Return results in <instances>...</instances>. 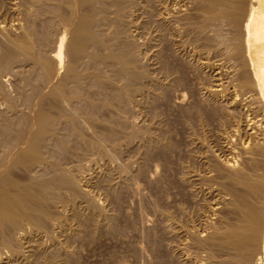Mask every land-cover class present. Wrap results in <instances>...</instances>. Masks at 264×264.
Returning a JSON list of instances; mask_svg holds the SVG:
<instances>
[{
	"label": "rangeland",
	"instance_id": "1",
	"mask_svg": "<svg viewBox=\"0 0 264 264\" xmlns=\"http://www.w3.org/2000/svg\"><path fill=\"white\" fill-rule=\"evenodd\" d=\"M13 1L17 4L20 3V5L17 6H20L22 9L27 7L26 3V7H24L23 1H21L22 3L20 0L19 2H16L18 0ZM13 1H0V21H2L0 24L2 25V23H4L7 25L8 28L6 33H10V30L14 32L11 31L12 34L8 33V36L18 37L22 35L23 29L22 31L19 28L15 30V23L12 24L15 19H11L14 17L16 18V15L20 17L21 14L11 9L14 6ZM147 1L135 0L127 4L124 8L125 12L121 10V14L123 11V13H127V15L122 14L124 17L122 15L119 16L122 19L120 20L119 18V21H121V23L119 22L120 24L117 21L118 19H116L118 17L114 12V6H107L108 8H106L107 10L105 12L107 14L105 15L111 18L108 19L107 24H110V22L112 23L110 27L106 24V26H104L105 28L103 27L104 29L101 30L105 35L111 36L110 34H112L113 29L114 31L118 29V27L115 26L119 24L120 28L117 31L120 32L118 33V38H120L121 41L117 38L116 42L117 44L119 42V44H115V47L121 46L120 48H122L126 42H134V47L137 49L135 51V48H133L134 52H137V55L139 54L136 56V58H139V62L136 60L138 64L135 62L137 65L136 69L139 70L141 68L139 71L146 73V75L142 76V78L139 77L140 80L139 78L135 79L136 81L134 80V83L131 82L133 86L131 85L130 99L125 103V101H120L117 98L116 91L121 86L127 84V78L123 74L119 75V73L114 71L116 66L113 67L114 65L105 64L106 68L104 65L102 66V73L108 85L110 87L111 85L113 86L110 88L106 85L107 83H104L103 86L105 88L100 86V90L97 85L90 87L89 92L95 95V98L93 96L92 99L95 104L98 102L96 104L97 106H89L88 104L85 106L83 105L84 103L80 104L78 101L72 105L74 107L73 109H76L79 111V114H81L79 123L81 122L82 124L78 123V128L83 131L82 133L86 137L94 138L95 132L104 130L111 123V126H115L116 128L114 129L118 130L117 136L119 137L116 140L118 143L116 141V143H113L114 141H112V143H109L111 141H106V145L104 144V147L106 146L105 148L99 147L98 145L97 148L95 147L96 142L93 143L94 146L93 144L85 142L84 137L76 135L72 130L70 131L69 129H71V127L65 122V125L63 121L60 122L63 123V125L60 123L58 125L60 135H62L67 142L66 144L69 152L63 153L64 151L58 150V153L56 151V156H58L60 160L62 159L61 161H64V164L67 163L66 167L72 170L76 178L80 180L79 182L82 187H84L93 198L95 197L99 203L101 202L100 205L103 206L102 208L105 214L100 215L97 212L96 215V211L91 206L92 210L88 208L89 205L87 206L85 197L82 199L83 196H74L67 190H64V201L57 203L53 202V204H51L52 209L61 214L60 217L64 218V220L62 218H59L60 221L55 219L53 221H55L56 224L51 221L49 225V229H52L50 231H54L53 233L58 237V240L61 241L60 246L62 247L54 245L45 234L37 235V237L35 236V240L46 247V253L57 254V260L54 262L55 264H214V262L216 264L217 260V264H219L222 260V256L223 258L227 256L226 251L222 253L221 250H215L214 253V249H218V247L207 248V246L204 245H202L203 248L202 246L200 247V245L194 243L189 233L186 232L185 234V231L179 233L181 230L180 227L184 225L183 228L190 227L191 229H196L198 225V230L201 228L200 230H203L201 232L203 234L206 232L205 229L211 231L210 229H212L214 225L218 228L223 227L226 222H232L233 219L237 218L236 213V216L232 213L235 218L234 216L231 217V214H228V211H233L232 208L231 210L229 209L230 206L228 205L230 204L231 196L226 194L227 189L223 187L227 188L226 186L227 184L229 185L230 179H226V176H223L225 174L224 169H221V167L220 169L223 171H220L219 167L218 170L216 169V163L219 160H223L221 162H225L226 160L232 162L236 161L237 166L239 164V168L245 171L247 170L252 174L264 170V156L247 154L243 149V146L247 144L246 140H249L245 136V134H247L245 132H250V129L254 130L255 128L257 130H254L255 134L261 131V136H263L264 127L260 128V126L264 125V107L261 98L256 94L258 92L257 89H255V83L253 84V77L250 72L251 68L249 67L246 56L244 57L246 61L242 59L243 57H240L244 55L242 54L243 50L241 53L242 55L235 56L232 54V51L228 52L231 49L227 51V48L230 46H226L229 42L230 44L233 42L243 46V34H241L243 31L242 26H237L232 20L231 23L229 19H225V23H228V26L232 24L231 27L228 28L226 25H221L223 19L221 23L218 22L216 24L218 26L221 25V31L219 29L220 26L217 28L218 26L216 25H213L214 27L212 29L211 27H207V22L200 20L202 17L204 19V16L200 15L203 11H201L199 7V1L177 0V2L179 1V4H177L176 0H171V2L177 4L175 5L177 6L176 10L181 11L183 18H187L179 21L180 25L178 24V26H180V28H178L175 26L178 23L177 21H169L167 18L163 17L162 7L154 5L155 3L152 0L148 1V3ZM232 1L234 0L228 2L229 8L231 11H238V13L240 9L243 11L246 10L249 4V0H240V2H243L241 3L242 7L238 5L239 0H236V3H234V1V4H231ZM152 2L154 4H152ZM147 4L149 5L147 6ZM2 5L6 6L2 7ZM172 5L175 7L174 4ZM236 5H238L240 9ZM142 6L144 8H142ZM145 6H147V8ZM111 8H113L112 11L110 10ZM109 10L111 12H109ZM194 11L196 14H194ZM197 11H199V13ZM155 13L157 16L153 15ZM160 13L161 17L159 16ZM199 15L202 17L200 18ZM42 16L40 15L37 17L38 21L35 23L41 21L38 24L43 27L45 24L42 22V20L44 21ZM5 17L7 19H5ZM113 17L115 19L114 22ZM160 21L163 22V25L166 24L165 26L168 27L165 29L164 26H162V22L160 24ZM190 21H194L195 24L192 22L189 23ZM202 23L204 25H202ZM38 24H35L37 27L36 30H45L46 25L42 28ZM191 24H193V26ZM6 25L3 26L5 27ZM57 25L54 27L53 31V34H55L56 29L57 34L55 36L52 34L51 37L53 38L54 36L53 40L55 41L50 38L52 42L50 43L49 40L46 44V46L48 45L49 47L45 46L48 50V55L53 51L56 44L55 42L57 41L56 39L62 29L60 24ZM197 25H199L200 28ZM107 27L108 30L106 29ZM222 27L226 28V31L228 30L227 32L225 31L224 34L231 33L233 30L236 31H233L235 34L232 32L236 41L233 38L231 39V35L233 34L229 33V37L222 34L225 30H222ZM174 28L178 30L175 29L173 32L172 29ZM208 28H211L215 35ZM110 30H112V32H110ZM122 30H124L125 34H123L124 32ZM169 31L173 32L171 33L172 35H169ZM39 32L41 33L42 31ZM205 32L207 34H205ZM175 34L177 35L175 36ZM210 34L214 38L211 37ZM221 34L227 36V38L225 37L224 40ZM205 35L209 36L205 39ZM130 38L132 39L130 40ZM170 38L173 42H170ZM208 38H211L209 39L210 41H208ZM240 38H242L241 43H239ZM0 39L2 40V38ZM220 40L225 43H222ZM1 42L4 44L3 40ZM13 63L16 64L17 62ZM135 64L134 66H136ZM17 65L18 64H16V66ZM16 66L14 65L11 69H8V71H13V67H15L16 70L14 68L13 74L7 71L8 73L5 72L4 76L2 75V80H4V84L7 85L5 86L7 89L9 88L8 92L11 94H13V92L15 93V95L13 94L11 96L12 99L14 96L13 100L15 101L11 99V104H8L10 107L13 104L11 107L12 111L10 107L6 105L7 102L2 97L0 98L1 100L3 99V102L0 100L2 104H0V121L4 119V125L7 124L5 122H8L9 119H14L18 111H22L21 109H23V111L25 109L24 113L20 112L24 115L28 113L33 114L39 103L36 97L33 98V96H31L29 103L25 104L27 101L25 102L24 96L26 99L27 92H23V94H25L23 95L20 90L25 86L26 88L24 87V90L28 89L27 91L29 92L30 88L26 85L23 86L24 82L21 81L23 75L21 71H19L22 67ZM111 66L113 69H111ZM17 73L20 74L17 76H22L21 78L18 77L22 84L19 83L20 81L14 79ZM7 74L12 75L11 77L8 75V80ZM108 74L111 75L108 76ZM110 76L112 78H110ZM242 78H245L244 82ZM11 80L14 84L9 82ZM114 80L119 81H116V83ZM121 81H123L124 84ZM16 82L23 87H17L19 84L17 85ZM135 82H137V84ZM10 85L11 87L16 86L17 92L19 90L20 93L18 94L16 90L14 91ZM138 85L140 87H137ZM92 87H94L93 89L96 90L98 94L93 91ZM135 88L138 89L135 90ZM97 90H99V92ZM136 91L138 93H136ZM107 93L110 95L107 96ZM140 93L141 95H139ZM105 96L110 99H106V101H110L111 104L110 106L107 105L102 107V103L106 102L104 101ZM20 101L24 102L21 103ZM4 102H6L5 107L9 109L3 107ZM15 102L18 106H16ZM30 102H34V104ZM35 102L38 103L36 104ZM22 105L25 108L22 107ZM74 105L77 108H75ZM28 106L31 109H29ZM12 108H15V110ZM1 110L3 112H1ZM8 111L12 113H8ZM86 111L88 113H86ZM13 113H15L14 116ZM84 117L86 120L88 119V123L92 120L91 124L89 123L90 127L88 123H86L87 121ZM108 117L114 121L107 120L109 119ZM5 118H7V121H5ZM104 119L107 120H105V123L103 122ZM83 120L85 121V125L83 124ZM250 120L252 121L251 123ZM23 121L22 130L25 131L27 127L26 117ZM108 121L110 122L109 124ZM115 123L117 125H115ZM91 125H93V127ZM1 126L2 125H0V129L2 130L3 126ZM60 126L62 127L61 130ZM252 126L254 128H252ZM1 130L0 133L2 134L3 130ZM254 131H252V133ZM255 134H252L255 136H253L252 139L256 138L257 140L260 134H258L257 137ZM4 140L5 136L1 135L0 160L3 159L7 152H10L14 148V146L12 148L10 145L11 147L9 146L10 148L5 150L8 146H3ZM2 146L3 148H1ZM92 146L95 149H93ZM107 148L111 149L108 151ZM63 155L64 157L62 158ZM217 159L218 161L215 162ZM252 159L260 162L258 166L261 165L257 168L258 170L253 167L254 161L249 162ZM42 170V172H44L43 175L47 173L45 176L53 174L49 167H44ZM16 173L22 174L23 172L21 170H16ZM221 175L224 180L220 177ZM221 182L225 184L222 185ZM263 203H261L262 206L264 205ZM214 205L217 207V211L211 214L209 208ZM71 212L72 214H70ZM73 214H75V216ZM90 215H92V218L87 219ZM169 215L177 221H172L173 219L169 218ZM226 215L228 216V221ZM188 219H190V221ZM190 222L194 223L191 224ZM175 223L176 227L174 225ZM176 229L180 230L178 231ZM62 242L64 245H62ZM206 248L208 250H206ZM212 254H214V256ZM215 256H217V258H215Z\"/></svg>",
	"mask_w": 264,
	"mask_h": 264
},
{
	"label": "bare ground",
	"instance_id": "2",
	"mask_svg": "<svg viewBox=\"0 0 264 264\" xmlns=\"http://www.w3.org/2000/svg\"><path fill=\"white\" fill-rule=\"evenodd\" d=\"M21 1L24 2L23 4L25 6L24 5L23 6L26 7V4H27V7L25 9H22V8H20V6H17V5H20V3L17 4V3H14V1H13L14 6L11 9L16 11L18 14L20 13L21 16L17 17V15H16V18L13 16L14 18H12L11 20H13V19L16 20V22L14 20V22L12 23V24L15 23V25H14L15 30H18L16 28H19L21 31L23 29L22 35H20L18 37H15L14 36L15 34L12 35L14 37L8 36L9 32L6 33L7 32L6 30L8 28L7 25L4 23H2V25L0 24V38H2L3 43H4V44H2V42H1L2 40L0 39V42H1L0 43V98L2 97L7 102V103L4 102V104H3L4 108H6L5 107L6 105L11 104V102H12L11 96L13 94L15 95V93L13 91H12L13 94L8 92L9 88L7 89V87H6L7 85L4 84L5 81L2 80V75L4 76L5 72L8 73L9 71L11 72V74H13L12 72L14 71L15 67H13V71H11V70L8 71V69H11L12 66H14V65L16 66V64H18L16 67H18V66L22 67V69L19 71H21L23 77L21 76L22 77L21 78V77L17 76L19 74V73H17L16 74L17 77L15 76L14 79L20 81L19 78H21V81L24 82L23 86L26 85V86H29V88H30V91L28 92L27 91L28 89L24 90L25 86L24 87L21 86V84H22L21 81L19 82L21 84L18 83L19 85L16 82V84L18 85L17 87H19V86L23 87L20 90V91H22L21 94H23V92H27L26 93V99L24 96L25 102L27 101L25 104L29 103V101L31 100L30 99L31 96H33V98L36 97V99H38L39 103L37 102L38 107H37V109H35L34 113L32 112L33 114L30 113L31 115L29 113L25 114V115L22 114V113H24L25 109H24V111H23V109H21L22 111H20V112H22V113H20L18 111V114L14 117V119H11V120L9 119L8 122H5V123H7L6 125L3 124L4 119H3V121L1 120L2 122L0 121V125L3 126V127L1 126L3 133L2 134L0 133V134L2 136H5L3 146L4 145H5V147L8 146L7 149H5V147H4V149L8 150V148H10L11 146L13 148V146H14V148L12 150L10 149L11 151L9 150L10 152H7V154L3 157V159L0 160V264H55L54 262L57 260L56 259L57 254H49L48 252L46 253V251H47L46 247L43 244H40V242L38 243L35 240V238L37 237V235L39 236V235L45 234L48 237V239H50L52 241V243L54 245H56V246L61 245V243H60L61 241H59L58 237L53 233L54 231H52V232L50 231L52 229L51 228L49 229V225L51 224V221H53L55 219L60 221V219L62 218V217H60L61 214H59L57 211L52 209L51 204H53V202L57 203V202L64 201V199H65L64 190H67L68 192H70V194H72L74 196L75 195L76 196L80 195V197L83 196L82 199H84V197H85L86 198L85 200H87V206L89 205L88 208L91 209V207H92L96 211L95 212L96 215H97V212L100 215L105 214V212L102 208L103 206L100 205L101 202L99 203V201L97 199H95V197L93 198L89 194V192L86 189H84V187H82V185L79 182L80 180H78L76 178V176L73 174L72 170H70L68 167H66L67 163L65 162L66 164H64L63 163L64 161L62 162L61 161L62 159L60 160L59 157L56 156V151L58 153V150L64 151L63 153L69 152V150L67 149L68 148L67 144H66L67 142L62 137V135H60L58 125L61 121H63V123L65 122L66 124H68V126L71 127V129H69L70 127L68 129L70 131L72 130L76 135H78L80 137H84L85 142H88L90 144H93L96 142L95 147H97V148H98V146L103 148L104 144L107 143L106 141H108V142L111 141L109 143H112V141H114L113 143H116L117 142L116 140L119 137V136H117L118 130H115L114 128H116V127L115 126L113 127V125L111 126V123L109 121H108V124L110 123V125L108 127H106L104 130L97 131V132L94 131L95 129L93 130L95 132L94 138L86 137L82 133L83 131L78 128V123L80 121V115L81 114H79V111H77L76 109H73L74 107L72 105L77 101L80 102V104L84 103L83 105H85V106H86V104H88L89 106H95L98 103V102H96V104H95L94 100L92 99L93 96L95 98V95L90 93L89 90H90L91 86L97 85L99 88L100 86L102 87L104 83H107L106 82L107 80L105 81L104 75L102 73V66L103 65L105 66V64H110L112 66L114 65L113 67L116 66L114 71L119 73V75L123 74L127 78V81H128L127 84L121 86L116 91L117 92L116 93L117 98L120 101H125V103H126V101H128L130 99V92H131V85H132L131 82L134 83L135 79H137L139 77L142 78V76L146 75V73L139 71L141 69L140 67H139L140 68L139 70L136 69L137 65L135 64V62L136 63H137V61L139 62V60H138L139 58H136V56H138L139 54L137 55L136 54L137 52H134V50L136 51L137 49H136V47H134L133 41H132L133 43H130V42H126L125 44L123 43L124 46L122 48H120L121 46H118L120 49L118 47H117L118 49L115 47V44H117L116 39L118 38V33H120L117 31L120 28L119 24L121 23V21H119V18H120L119 16H121L122 14L127 15V13H123L125 6L127 4L134 2L135 0H20V2ZM138 1H140V0H138ZM145 1H147V0H145ZM148 1H150V0H148ZM148 1H147V3H148ZM152 1L155 3L154 4L152 2V4L157 5V7H159V6L162 7V15H164L163 16L164 18H167L169 21L174 20V21L178 22V23L175 22V23H177V25H175V26H177L178 28H180V26H178L179 21L182 19H187V18H183V14L181 13L180 10H176L177 6H175V5L179 4L178 3L179 1L177 2V0H176L177 4L171 2V0H165V1H163V0H152ZM197 1L200 2L199 7L201 8V11H203V13L201 12L200 15L204 16V19H203V17L201 16L202 17L201 18L199 15V17L201 18V19L200 18L199 19L202 20L203 22H207L208 23L207 27H211L213 29V27L218 22L221 23V21L223 19L224 20L222 21L221 25H226V27L228 26L227 25L228 23H225V19H229L230 21L232 20L235 23V25H237V26L238 25L242 26L243 31L241 34H243L242 35L243 37L242 36L241 37L243 38V40H242V38H240L239 43H241V40H242L243 46L241 44L239 45L238 43L236 44L233 42H231V44H230V42H229L230 40L228 39L229 43L227 44V42H226V44H227L226 46L227 47L230 46V47L227 48V51L229 49H231L228 52L232 51L233 55L239 56L243 50L242 54H244V55L240 56V57H243L242 59L244 60V57L246 56L249 67L251 68V71L250 70L249 71L252 73L253 84L255 83L254 84V85H256L255 89H257V92H258L256 94H258L259 97L261 98V101H262V104L264 107V67H262V65L258 59V56H261L260 54H263L262 56H264V50H262L260 47L262 40H264V9H263L264 0H249L248 6L246 7V5H245V7L247 9L244 11L242 9H240V7L238 6V5L242 6L241 3H243V2H240V0H239V2L237 1L239 4L236 6L241 11V12L239 11V13H238V11L237 12L231 11V9L229 8V3H228L230 0H197ZM234 1H232L231 4L236 3V0H234ZM16 2H19V0ZM10 3H12V2H10ZM196 3H198V2H196ZM145 4H146V2H145ZM149 4H147V6ZM172 4H174L175 7H173ZM244 4H246V3H244ZM11 5H13V4H11ZM11 5H10V7H11ZM109 5L114 6V8H115L114 12L116 13V15L118 17L116 19H118L117 20L118 23L120 22L118 24V26H115V27H118L117 30L115 29V31H114V29H113V32H112V30H110V32H112V34H110L111 36L105 35L101 31L105 28L104 26H106L108 19H111V18L107 17L108 15L107 16L105 15V14H107V13H105L107 10L106 8H108L107 6H109ZM180 5H181V3H180ZM193 5H195V4H193ZM5 6L2 5V7H5ZM113 6H111V7H113ZM143 6H142V8H144ZM147 6H145V7L147 8ZM150 6H151V4H150ZM10 7H9V9H10ZM21 7H22V4H21ZM112 9L113 8H111L110 10L112 11ZM110 10H109V12H111ZM121 10H123L122 14H121ZM135 10H136V8H135ZM129 11H131V10H129ZM242 11H243V13H242ZM154 12H155V10H154ZM154 12H152V13H154ZM197 12L199 13V11H197ZM156 13L153 15H156ZM198 13H197V15H198ZM112 14H113V12H112ZM112 14H111V17H112ZM194 14H196L195 11H194ZM40 15L41 16L43 15L42 17L44 18V21L42 20V22H44V24L46 25V26L44 25L45 30L44 29L39 30V31H42L41 33L38 30H36L37 27L35 25V24H38L41 22L39 20L40 22L35 23L36 21H38L37 17H39ZM124 15H122V16L124 17ZM113 16H114V14H113ZM159 16L161 17V13ZM114 17H113V22L115 20ZM5 19H7V18L5 17ZM120 20H122V19L120 18ZM158 20H160V19H158ZM129 21H131V20H129ZM194 21H190L189 23L192 22L193 24H195ZM232 21H231V23H232ZM0 22H2V21H0ZM161 22L162 21H160V24H161ZM58 23L62 26V29H61V32H60L58 38L56 37L57 41L55 42L56 44H55L53 51L48 55V50L45 48V46L48 43V41L50 40V38L52 37L54 27ZM111 23L112 22H110V24L108 23L107 26L109 25V27H110ZM116 24H117V22H116ZM174 24H173V26H174ZM193 24H191V25L193 26ZM3 25H6V26L4 27ZM38 25H40V24H38ZM165 25H163V22H162V26H164V28L166 29V27H168V26H165ZM202 25H204V24L202 23ZM221 25H219L220 28L218 25H216V26H218L217 28H219L220 31H221ZM229 25L230 26H228V28H230L232 24H229ZM197 26L199 27V25H197ZM197 26H194V27H197ZM223 27H225V26H223ZM223 27H222V30L223 29H225V30L223 31V33L221 32L222 34H224V32L226 31V28H223ZM211 28H208V29L210 31H212ZM235 28H236V26H235ZM106 29L108 30V27ZM109 29H111V28H109ZM175 29H177V28L172 29V31ZM107 30H106V32H107ZM129 30H131V29H129ZM203 30H204V27H203ZM11 31L12 30H10V33H11ZM122 31L124 32V30H122ZM125 31H127V30H125ZM172 31L171 32L169 31V33H170L169 35H172L171 33L174 32V31L173 32ZM233 31H231V33L230 32L229 33L233 34L234 32H236V31H234V32ZM56 32L57 31L55 29V34H53L54 36L57 34ZM212 32H211V34H212ZM237 32H238V30H237ZM166 33H168V32H166ZM178 33H179V31H178ZM180 33H181V30H180ZM229 33H227V34L225 33L224 35L228 36V35H230ZM18 34H19V31H18ZM123 34H125V32ZM205 34H207V33L205 32ZM211 34H210V36L213 37L212 35L214 34V32L212 35ZM222 34H221V36L224 37L223 39L225 40V37L227 38V36H223ZM234 34L231 35L232 36L231 39L232 38L235 39ZM236 34H238V33H236ZM16 35H17V33H16ZM176 35L177 34H175V36ZM219 35H220V33H219ZM54 36H53V38H54ZM208 36L205 35L204 36L205 39ZM239 36H237V37H239ZM53 38H51V39L53 40ZM118 39H120V38H118ZM131 39L132 38H130V40ZM173 39H174V36H173ZM209 39H211V38H208V41H210ZM52 40H50L49 42L51 43ZM53 41H55V40H53ZM120 41H121V39H120ZM176 41H177V38H176ZM213 41L216 42L215 40H213ZM235 41H236V39H235ZM170 42H173L172 39L170 40ZM50 43H49V45L51 46ZM208 43H210V42H208ZM222 43H225V42H222ZM118 44H119V42H118ZM135 46H136V44H135ZM133 48H135V49L133 50ZM256 57H257V59H256ZM236 59H237V57H236ZM242 59H240V60H242ZM244 61H246V60H244ZM13 62H17V63L15 64ZM244 63H242V64H244ZM134 64L136 66H134ZM245 65H247V64H245ZM112 66H111V69H113ZM105 68H106V66H105ZM108 68H110V67H108ZM85 69L86 70L89 69V70H87V72H86ZM15 70H16V68H15ZM19 71H17V72H19ZM105 72H106V70H105ZM147 74H148V72H147ZM8 75H10V74H7L6 76L8 77ZM14 75H15V73H14ZM109 75H111V74H108V76ZM11 76L12 75H10V77ZM147 77H148V75H147ZM110 78H112V77L110 76ZM140 78H139V80H140ZM8 79H9V77L7 78V80ZM113 79H110V80H113ZM242 80L244 82L245 78H242ZM242 80H241V82H242ZM114 81L116 82L117 80H114ZM153 81H154V78H153ZM9 82H12V80ZM9 82H7V83H9ZM108 82H110V81H108ZM121 82L123 83V81H121ZM151 82H152V80H151ZM12 83H9V84H12ZM135 83L137 84V82H135ZM112 84H113V82H112ZM106 85H108V83ZM108 86H107V88H108ZM112 86L113 85H111V87ZM10 87H11V85H10ZM114 87H116V86H114ZM137 87H140V86L138 85ZM11 88H13L14 91L16 90V92H17L16 86L15 87L13 86ZM93 88L94 87H92V89ZM103 88H105V87L103 86ZM92 89H91V91H92ZM133 89H132V91H133ZM136 89H138V88H135V90ZM99 90H100V88H99ZM99 90H97V91L99 92ZM93 91L96 92V90H94V89H93ZM106 92H107V90H106ZM17 93L18 94L20 93L19 90ZM89 93L91 94V97H90ZM136 93H138V92L136 91ZM18 94H17V96H18ZM9 95H10V97H9ZM23 95H25V94H23ZM109 95L110 94L107 93V96H109ZM139 95H141V93ZM100 96H102V95H100ZM15 98H16V96H15ZM22 98H23V96H22ZM33 98H32V100H33ZM103 98H104V96H103ZM13 99H14V96H13ZM106 99H109V98H106V96H105V100L104 99L103 100L106 101ZM19 100H20V98H19ZM13 101H15V100H13ZM22 102H24V101H22ZM5 103H6V105H5ZM30 103L34 104V102H30ZM0 104H1V102H0ZM110 104H111L110 101H106V102L102 103L101 106L102 107L107 106V105L110 106ZM12 105H11V107H12ZM14 106H15V104H14ZM16 106H18L17 103H16ZM29 106H28V108H29ZM8 107H10V106L8 105ZM8 107L6 109H9ZM11 107H10V110H11ZM22 107H24V106L22 105ZM75 108H77V107L75 106ZM6 109H4V110H6ZM12 109L15 110V108H12ZM29 109H31V108H29ZM2 110H1V112H3ZM11 111L10 112L8 111V113H12ZM16 111H17V109H16ZM4 113H6V112H4ZM19 113H20V115H19ZM86 113H88V112L86 111ZM14 115H15V113H13V116ZM92 116H93V114H92ZM25 117L27 119V127H26V130L24 129L25 131H23L22 130V122H24L23 120L25 119ZM90 117H91V115H90ZM7 118H5V121H7ZM0 119H1V115H0ZM85 120H86V118H85ZM105 120L106 119H104V121H103L104 123L107 120L114 121V120H111L110 118L107 119L106 121ZM247 120H249V119H247ZM91 122H92V120L89 123L91 124ZM251 122L252 121L250 120V123ZM63 123H60V124L63 125ZM65 123H64V125H65ZM86 123H88V121ZM89 123H88V126L90 127ZM118 123H119V121H118ZM120 123H121V121H120ZM253 123H252V125H253ZM79 124H82V123L80 122ZM83 124L85 125L84 120H83ZM112 124H113V122H112ZM115 125H117V124L115 123ZM247 125H248V123H247ZM91 126L93 127V125H91ZM247 127H249V126H247ZM250 127H251V125H250ZM261 127H264V125L260 126V128ZM252 128H254V127L252 126ZM61 129H62V127L60 126V130ZM250 130H251L250 132H248V131L245 132V133H247V134H245V136L249 140H246L247 144H245L243 146L244 152L247 154H257V156L258 155L264 156V133H262L263 136H261V131H259L260 133L258 132V134H260V135L256 140V138L252 139L254 136L252 134L253 133L255 134L254 130H256V129L254 128V130L253 129H250ZM252 131H254V132L252 133ZM89 132H91V131H89ZM132 133H134V132H132ZM258 134L257 133L255 134L256 137L258 136ZM64 137H65V135H64ZM91 138L94 142L91 140ZM3 146L1 148H3ZM93 146H94V144H93ZM93 146H92V148H93ZM109 147H110V145H109ZM120 147H122V146H120ZM83 148H85V147H83ZM93 149H95V148H93ZM110 149H108V151ZM102 151H104V150H102ZM65 156H67V155H65ZM63 157H64V155L62 156V158ZM116 160L118 161L117 157H116ZM217 161H218V159L215 162H217ZM221 161H223V160H221ZM221 161L219 160L216 163L217 168L215 165L214 166L217 170L219 167L220 171H223L221 169H224L225 174L223 176H226V179H230V181L228 180L229 185L228 184H227V186L225 185L227 188H225V187H223V188L227 189L226 194L231 196L230 197L231 198L230 204L232 205V207L230 204H228V205L230 206L229 209L231 210V208H232L233 211H228V214L232 215V213H233L235 216L237 214V218H235L234 215L231 216V217L234 216L236 221L233 218H232L233 219L232 222L228 221V216L226 215L228 222L224 221L226 223L223 225V227L218 228L214 225L213 228L210 227V228H212V229H210L211 231H209V230L207 231V229H205L206 232L203 234L201 233L203 231V230L202 231L200 230L201 228L198 230V228H199V227H197L198 225L196 226V229H191L189 226H188L189 228H185V227L183 228V226H184L183 225L181 227L179 226L181 229V230L179 229L180 231L178 229H176V230H178L179 233L184 232V231H185V234H186V232L189 233L192 236L194 243H196L197 245H200V247L202 245L207 246V248L208 247L209 248L218 247V249H214V253H215V250L216 251L221 250L222 253H225L224 251H226V255L228 257L224 256L225 258H223V256L221 255L222 260L220 261L219 264H264V209H263L264 205L262 206V204H261L264 202V170L262 172H257V173L255 172L254 174H252L251 172H248L247 170L245 171L244 169L239 168L238 167L239 164L237 166L236 161L235 162H232L230 160H226L225 162H221ZM251 161H254V160L252 159L249 162H251ZM259 163L260 162L258 160L254 161V166H253L254 169L259 168V166L261 165L260 164L258 166ZM122 164H124V163H122ZM118 166H120V165H118ZM44 167H46V168L49 167V169L52 170L51 173H53V174H51V175L49 174V175L45 176L47 174L46 173L45 175H43L44 172H42L43 171L42 169H44ZM220 167H221V169H220ZM16 170H21L23 173L18 174V173H16ZM45 171H47V170H45ZM219 175H220V173H219ZM220 177H222V175ZM222 180H224V178ZM223 184H225V183H222V185ZM209 209L211 210V211L209 210V212H211V214L212 213L214 214V212L216 213V211H217V207H215V205ZM71 210H72V208H71ZM70 214H72V212ZM206 214H207V212H206ZM73 215L75 216V214H73ZM76 215H77V213H76ZM92 215H95V214H92ZM92 215L88 216L89 218H87V219H91ZM63 217H65V216H63ZM168 217L172 218L173 219L172 221H177L173 217H171L170 215ZM62 219L64 220V218H62ZM190 219H188V220L190 221ZM181 220H184V219H181ZM53 222L55 223V221H53ZM65 222H66V220H65ZM184 223L187 224L186 222H184ZM192 223H194V222H192ZM174 225L176 227V223ZM185 226H187V225H185ZM173 228H174V226H173ZM62 245H64L63 242H62ZM60 247H62V246H60ZM202 248H203V246H202ZM207 248H206V250H208ZM55 252H57V251H55ZM211 253H213V252H211ZM212 255L214 256V254H212ZM59 256H60V254H59ZM210 257H211V255H210ZM215 258H217V256H215ZM217 262H218V260H217ZM217 262H216V264H217ZM214 264H215V262H214Z\"/></svg>",
	"mask_w": 264,
	"mask_h": 264
},
{
	"label": "crops",
	"instance_id": "3",
	"mask_svg": "<svg viewBox=\"0 0 264 264\" xmlns=\"http://www.w3.org/2000/svg\"><path fill=\"white\" fill-rule=\"evenodd\" d=\"M264 9V6H263ZM261 49L264 50V40H262L261 45H260ZM261 56H258V59L262 65V67H264V56H262L263 54H260ZM257 59V57H256Z\"/></svg>",
	"mask_w": 264,
	"mask_h": 264
}]
</instances>
